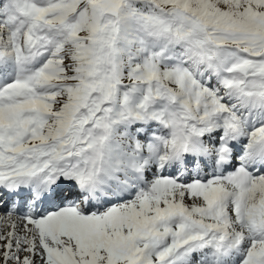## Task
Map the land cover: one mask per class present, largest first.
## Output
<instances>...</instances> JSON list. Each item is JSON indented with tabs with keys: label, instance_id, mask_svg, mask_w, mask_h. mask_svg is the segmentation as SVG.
Here are the masks:
<instances>
[{
	"label": "snow or ice",
	"instance_id": "6c2138e0",
	"mask_svg": "<svg viewBox=\"0 0 264 264\" xmlns=\"http://www.w3.org/2000/svg\"><path fill=\"white\" fill-rule=\"evenodd\" d=\"M0 264H264V0H0Z\"/></svg>",
	"mask_w": 264,
	"mask_h": 264
}]
</instances>
